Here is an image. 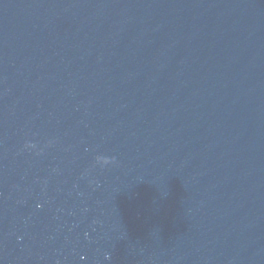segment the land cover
I'll list each match as a JSON object with an SVG mask.
<instances>
[{
    "label": "water",
    "instance_id": "water-1",
    "mask_svg": "<svg viewBox=\"0 0 264 264\" xmlns=\"http://www.w3.org/2000/svg\"><path fill=\"white\" fill-rule=\"evenodd\" d=\"M0 264H264V0H0Z\"/></svg>",
    "mask_w": 264,
    "mask_h": 264
}]
</instances>
